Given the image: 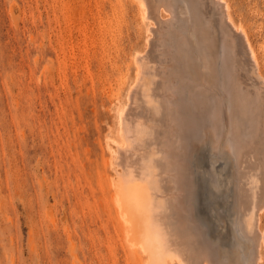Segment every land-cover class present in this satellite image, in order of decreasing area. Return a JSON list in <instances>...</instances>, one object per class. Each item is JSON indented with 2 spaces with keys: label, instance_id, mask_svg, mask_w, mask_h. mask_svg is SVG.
Here are the masks:
<instances>
[{
  "label": "bare ground",
  "instance_id": "obj_1",
  "mask_svg": "<svg viewBox=\"0 0 264 264\" xmlns=\"http://www.w3.org/2000/svg\"><path fill=\"white\" fill-rule=\"evenodd\" d=\"M124 3L138 12L144 49L106 95L115 134L103 185L116 235L136 264H264V75L247 30L227 0ZM206 138L216 157L227 152L218 170L195 158Z\"/></svg>",
  "mask_w": 264,
  "mask_h": 264
},
{
  "label": "rangeland",
  "instance_id": "obj_2",
  "mask_svg": "<svg viewBox=\"0 0 264 264\" xmlns=\"http://www.w3.org/2000/svg\"><path fill=\"white\" fill-rule=\"evenodd\" d=\"M227 1L263 76L264 0ZM143 30L135 6L116 0H0V264L137 263L116 235L103 159L108 96L133 70ZM205 140L206 159L195 158L218 170L223 142L216 157ZM243 239L232 256L242 262Z\"/></svg>",
  "mask_w": 264,
  "mask_h": 264
}]
</instances>
